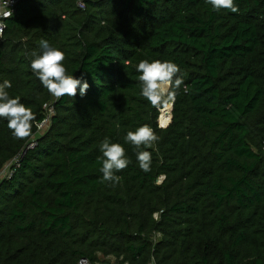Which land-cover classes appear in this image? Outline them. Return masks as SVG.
<instances>
[{"label": "trees", "instance_id": "1", "mask_svg": "<svg viewBox=\"0 0 264 264\" xmlns=\"http://www.w3.org/2000/svg\"><path fill=\"white\" fill-rule=\"evenodd\" d=\"M234 4L18 0L0 84L34 118L22 139L0 118V264H264V0ZM41 40L86 95L44 88L31 70ZM141 60L183 74L165 128L166 106L141 95ZM145 124L159 136L142 147L148 173L124 139ZM105 137L130 160L114 187L101 182Z\"/></svg>", "mask_w": 264, "mask_h": 264}, {"label": "clouds", "instance_id": "2", "mask_svg": "<svg viewBox=\"0 0 264 264\" xmlns=\"http://www.w3.org/2000/svg\"><path fill=\"white\" fill-rule=\"evenodd\" d=\"M214 11L227 9L235 13L238 8L234 0H206ZM41 53H32L34 59L31 60V70L39 79L41 84L57 100L64 96L74 98L79 89V95H86L89 88L88 82L83 76L77 78L67 74L63 61L65 54L60 49L53 47L47 40L40 41ZM136 71L140 73L139 81L141 84V95L147 99L153 107L171 106L174 103L181 85L184 83L183 74L178 65L171 61L141 60ZM10 81L5 80L0 84V118L8 121V128L14 137L18 139L26 138L31 132V121L33 114L31 110L20 102V98H11L6 89L11 88ZM187 92V86L184 87ZM125 141L134 146L136 159L139 167L145 173L151 171L152 155L151 152L142 150L151 148L158 142L159 136L152 127L145 124L138 127L135 131H129L124 137ZM102 153V173L101 182H109L111 186L120 183L121 177L116 173L124 170L130 163L126 157L124 147L119 143L110 142L105 137L100 143ZM151 264H155L153 258Z\"/></svg>", "mask_w": 264, "mask_h": 264}, {"label": "built area", "instance_id": "3", "mask_svg": "<svg viewBox=\"0 0 264 264\" xmlns=\"http://www.w3.org/2000/svg\"><path fill=\"white\" fill-rule=\"evenodd\" d=\"M18 0H0V37L2 36L6 21L13 15L14 8ZM52 114V110L49 109L45 119L37 126L38 132H41L45 126H48L49 117ZM79 264H86L85 260H81Z\"/></svg>", "mask_w": 264, "mask_h": 264}, {"label": "bare ground", "instance_id": "4", "mask_svg": "<svg viewBox=\"0 0 264 264\" xmlns=\"http://www.w3.org/2000/svg\"><path fill=\"white\" fill-rule=\"evenodd\" d=\"M158 119H159V123L161 126L164 127L166 124H168L169 122V108L168 107L160 111V115Z\"/></svg>", "mask_w": 264, "mask_h": 264}, {"label": "water", "instance_id": "5", "mask_svg": "<svg viewBox=\"0 0 264 264\" xmlns=\"http://www.w3.org/2000/svg\"><path fill=\"white\" fill-rule=\"evenodd\" d=\"M172 105V104H171ZM168 108H169V121H170V118H171V116H170V111H171V106H168ZM169 123V122H168ZM157 124H158V126L160 127V128H165L168 124H166L164 127L163 126H161L160 125V123H159V119L157 120Z\"/></svg>", "mask_w": 264, "mask_h": 264}, {"label": "rangeland", "instance_id": "6", "mask_svg": "<svg viewBox=\"0 0 264 264\" xmlns=\"http://www.w3.org/2000/svg\"><path fill=\"white\" fill-rule=\"evenodd\" d=\"M164 109H165V108H164ZM164 109H163V110H164ZM47 128H48V127H47V126H45V127L42 129V131H41V132L43 133L44 131H46V130H47Z\"/></svg>", "mask_w": 264, "mask_h": 264}]
</instances>
